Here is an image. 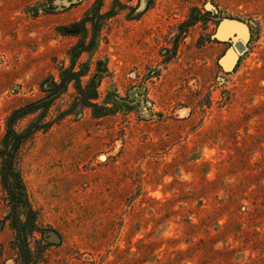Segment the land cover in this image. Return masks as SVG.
I'll use <instances>...</instances> for the list:
<instances>
[{
	"label": "rangeland",
	"instance_id": "374dc122",
	"mask_svg": "<svg viewBox=\"0 0 264 264\" xmlns=\"http://www.w3.org/2000/svg\"><path fill=\"white\" fill-rule=\"evenodd\" d=\"M93 2L0 0V141L7 117L69 65L77 39L61 30ZM225 20L247 34L219 41ZM97 60L110 72L99 102L146 78L153 116L95 118L72 86L54 102L55 122L19 156L33 212L20 220L43 231L29 238L42 264H264V0H155L109 22L81 62L93 72ZM13 223L0 182V264H19Z\"/></svg>",
	"mask_w": 264,
	"mask_h": 264
},
{
	"label": "trees",
	"instance_id": "16d2710c",
	"mask_svg": "<svg viewBox=\"0 0 264 264\" xmlns=\"http://www.w3.org/2000/svg\"><path fill=\"white\" fill-rule=\"evenodd\" d=\"M50 1L53 6L56 2L63 5L68 2V7L79 3V0ZM105 1L94 0L79 21L62 28L63 35L77 39L68 50L69 65L62 64L58 70V78L55 75L44 78L40 83V91L43 96L18 107L6 120L5 133L0 141V182L14 217L15 245L19 250V264L43 263V253L41 251L33 252L29 244L30 237L34 238L33 235L41 234L43 231L37 227L34 221H30L31 224L30 222L23 224L20 220L24 213L29 216L33 212L19 170V156L25 142L38 132L47 131L55 122L52 119L48 120L49 111L54 102L67 94L72 86L75 91L73 96L76 104L91 109L95 118L120 112H136L147 120L153 116L148 91L144 87L146 78L138 85H131L125 96L117 91L107 92L104 100L100 103L99 88L102 81L110 76L108 65L102 60H97L92 72V64L83 63L81 59L85 54L94 55L102 31L113 18L126 12L128 18L138 20L154 6L155 0H112L106 10L104 9ZM29 117L33 118L28 125L25 128H20L19 124ZM190 224L192 225L191 222ZM227 224L225 225L227 226ZM39 242L41 244L44 240Z\"/></svg>",
	"mask_w": 264,
	"mask_h": 264
},
{
	"label": "water",
	"instance_id": "95a60500",
	"mask_svg": "<svg viewBox=\"0 0 264 264\" xmlns=\"http://www.w3.org/2000/svg\"><path fill=\"white\" fill-rule=\"evenodd\" d=\"M225 21H231V20H225ZM222 22H224V21H222ZM231 22H232L233 24L237 25L238 27L243 28V30H244L243 34H238V35L236 34V35H234V36H231V38H235V36H241V37H244V36L247 34V29H246V27H245L244 24H242V23H238V22H235V21H231ZM219 25H220V24H219ZM231 38H230V39H231ZM234 48H235V50H236L237 52H244V50H245V46H244V44H243L241 41H236V42L234 43ZM236 59H237V55H236L235 51H233V50H228V51H226V53L224 54V57H223V64H224V67H225L226 69L231 68V67L235 64ZM53 233H55V232H49L48 234H45L44 237L47 238L46 235L49 236V234L51 235V234H53Z\"/></svg>",
	"mask_w": 264,
	"mask_h": 264
},
{
	"label": "crops",
	"instance_id": "0c3cea01",
	"mask_svg": "<svg viewBox=\"0 0 264 264\" xmlns=\"http://www.w3.org/2000/svg\"><path fill=\"white\" fill-rule=\"evenodd\" d=\"M244 30L241 27L233 24L231 21L221 22L216 30V38L219 41H226L231 38V36L243 34Z\"/></svg>",
	"mask_w": 264,
	"mask_h": 264
}]
</instances>
